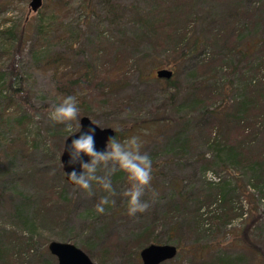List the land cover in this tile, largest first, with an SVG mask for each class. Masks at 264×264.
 <instances>
[{"label":"rangeland","instance_id":"1","mask_svg":"<svg viewBox=\"0 0 264 264\" xmlns=\"http://www.w3.org/2000/svg\"><path fill=\"white\" fill-rule=\"evenodd\" d=\"M29 1L0 0V28L14 27L16 32H23L26 21L39 12V9L29 12ZM153 1L157 2L69 0L66 9L51 19L44 40L46 53H41L42 56L62 53L69 57L68 65L60 67L61 77L79 72L81 63L89 71L91 66L95 69L93 73L101 86L86 91L85 103L78 104L80 114L87 109L92 123L117 131L116 139L121 142L133 136L142 141V152L153 162L151 186L142 197L150 204L149 209L134 217L128 215L123 192L129 185L123 172L118 171L111 177L117 193L112 199L116 202L105 206L103 214L95 207L105 195L98 186H93L95 194L89 197L64 180L59 157L64 139L68 133L70 136L78 130V123L73 122L72 131L68 132L64 124H54L48 118L52 106L64 99V93H56V79L51 69L42 68L37 61L36 45L32 51L37 35L31 28L17 58L20 81L12 83L25 90L31 108L17 104L8 111L10 117L4 115L0 119V264H57L47 251L48 243L54 241L74 245L93 264H141L138 254L153 239V244L177 247L175 258L163 264L220 261L264 264V184H260L264 183V176L257 174L258 183L250 181L242 170L225 169L218 160L209 167L214 156L201 145L203 139L211 138L212 132L221 137V128L225 126L222 116L212 117L206 111L218 112L220 106L223 111L228 104L224 114L231 112L239 95L240 75L253 83L262 78L254 63L256 54H246L241 62L230 53L234 44L219 36L221 31L230 30L231 34L236 31L239 42L235 45H240L239 48L264 40V0L197 2L189 14L193 22L190 33L199 38L198 54L189 55L185 60L179 58V51L172 52V37L166 43L161 40L150 43L147 36L134 28L121 33L119 25L110 21L111 15H105L113 3L125 8L124 16L129 20L133 8L139 9L141 15L155 6ZM232 3H236L240 12L237 21L243 27L228 16ZM161 20L162 16L155 21ZM237 27L244 29L243 32L237 33ZM4 57L1 66L6 61ZM161 69L170 70L172 76L168 80L156 78V72ZM8 76L7 72L3 74L2 83L9 81ZM201 85L208 91L200 89ZM6 86H2V96ZM105 86L108 88L104 89ZM210 91L214 96L221 92L226 101L223 103L219 97L211 104L204 103V94L211 96ZM2 106L3 99H0V113ZM204 109L207 114H202ZM249 110L246 113L254 117L255 111ZM246 113L238 115L244 125L232 128L233 133L228 137L225 132L220 142L250 143L240 154L251 162L254 156L263 172L264 162L259 156L264 154L263 128L260 121L253 124L250 118H244ZM187 116L188 132L182 120ZM195 118L204 120L199 129ZM19 122L23 123L22 128L17 126ZM173 141L181 144L180 149L169 146ZM51 167L59 169L58 172L50 173ZM210 183L212 187H207ZM221 183L228 184L223 196L231 199L232 205L224 202L209 207L210 199L217 196V184ZM253 184H260L261 193ZM179 193L184 198L180 199ZM57 201L64 206L58 220L46 214L49 209L46 206ZM228 205L231 213L224 212L223 207ZM197 206L201 209L200 219L192 215ZM171 207L178 220L174 230L173 220L166 217ZM206 210L211 211L207 216ZM222 212L229 215L226 222L211 216ZM201 219L207 221L201 223Z\"/></svg>","mask_w":264,"mask_h":264},{"label":"trees","instance_id":"2","mask_svg":"<svg viewBox=\"0 0 264 264\" xmlns=\"http://www.w3.org/2000/svg\"><path fill=\"white\" fill-rule=\"evenodd\" d=\"M69 0H44L43 5L40 7L39 12L36 14V17L33 18L32 20L26 21L25 24V30L23 32H16L15 29L12 28H0V61L2 59V56H5L6 61L3 63L5 66L0 65V99H3V106H2V111L0 113V119L1 117H4L6 115L7 117H10V113L8 111L11 108H16L17 104H21L25 108L27 107L28 109L31 108V105L29 103V99L25 96V90L20 87V86H14L12 83L14 81H17L19 83L20 81V76L18 73V54L20 50L22 49V46L25 45V38L27 39L29 36V31L30 29L36 32V38L34 39L33 45H32V51H33V46H37L35 49L36 54L38 56L37 61L39 60L41 67L44 69H51L52 75L56 79L55 81V86H56V93H64V98L67 96H75L77 97L78 104L85 103L84 102V97L87 94L86 91H90L91 88L95 87L98 88L100 87V83H98V80H96L95 75H94V70L91 66V70L89 71L88 67H85L84 64L81 63V65L78 66L77 70L79 72L74 71L73 74L69 73V75H64V77H61L60 75V67L64 65H68V59L64 54L60 53H54L52 55L46 54V55H41V53H46L45 52V35L48 33V29L51 26V19L55 17V13L58 11H62L66 9L67 2ZM202 0H157V2H154V7L151 6L148 8V11L139 13V9L133 8L131 10L129 20H126V17L124 16V11L125 8L123 6H119L113 3L109 4V8L106 12V16L111 15V22H116L119 27L122 29L121 33L129 32L134 28L140 34L143 36H147L148 41L150 43H155L157 40L163 41V43H166L167 39L172 37V41H174L171 44V50L174 53H178L179 51V58H182V60H185V57H188L189 55H197L198 54V36H193L190 31H191V24L193 23L190 21V11H193V8L195 7L197 2H201ZM0 6H2V3L0 2ZM228 16L230 20L234 21L236 24H240V21L238 22L237 20L239 19L240 12H238L236 8V3L231 4V9L228 11ZM31 13V12H30ZM54 16V17H53ZM163 17V20L160 22H156L155 20L158 19L159 17ZM217 20V19H216ZM143 23V24H142ZM240 27H243V24L239 25ZM245 26V25H244ZM171 27V29H169ZM237 27V33L238 32H243L242 29H238ZM168 29L169 34H165V30ZM185 29V31H184ZM182 31V32H181ZM156 32V34H155ZM185 33V36H184ZM220 33V32H219ZM219 33L217 36H219ZM194 37L190 39V36ZM232 35L233 39H232ZM220 39H223L227 43L234 44V47L231 49L230 53L231 55H236L240 58L241 62H244V57L248 53H252L253 55L256 54L257 58L255 59L254 63H256L257 66V72L262 73V78L260 80H257L256 83L248 79L247 77H243V75H240L238 77V87H237V92L239 91L238 97L235 98V103L234 107L231 108V112L225 113V109H229L228 104L224 106V109L222 111L223 106H220L216 109L213 110V112L209 109L206 111V109L202 110V114H207L209 113V116H222L221 121L225 123V126L221 128V137L219 135L216 136L214 132H212L211 138H206L203 139L201 142L202 147L204 145L207 147V149L211 150L212 156H214V159H212L209 162V167H213L215 163H217V160L219 161V165L223 168L230 167L235 171L242 170L245 175L248 176V179L253 182H259L258 175L264 176V171H261V165L257 164L255 160V157L252 156V162L250 159L245 160L244 156L240 154V151H244L245 149L248 148L250 143H244L243 140L241 142H220V140L225 137V134L227 133V137L230 136L233 133L232 128H236V126L241 125V127L244 125V121H242V118H239L238 115H243L246 112H250L249 109H253L255 111V116L250 117L249 114L244 116V118L248 117L252 120L253 124L258 123L259 121L261 122V126L263 128V135H264V40H256L252 43L249 44H244L243 48H239L240 45H235L238 44L239 40V35L236 34V31H233L231 34L230 30L225 33L224 31H221L220 33ZM230 38V40H229ZM237 38V39H236ZM233 40V41H232ZM191 42V43H190ZM259 42V43H258ZM39 43V44H38ZM162 43V44H163ZM73 52H76V49L73 50ZM13 57L11 58V55ZM38 62V63H39ZM1 63V62H0ZM66 68V67H65ZM7 72L9 81L3 82V74ZM63 73V72H61ZM74 76V77H73ZM61 79V82L60 80ZM9 82V84H8ZM168 82V81H167ZM206 83V82H203ZM6 86V92L1 95L3 92V85ZM255 84V85H254ZM200 89L205 91H208L207 89H203V85ZM108 87L105 86L104 89H107ZM208 88V87H205ZM221 90V89H220ZM223 91V90H221ZM236 92V95H237ZM246 93V94H245ZM211 96L204 94V97H206V100H202L204 103L211 104L212 100L215 98H222V93L218 94L217 96H214L215 94L213 91H210ZM226 97V96H225ZM225 97L223 96L221 101H226ZM208 101V102H207ZM255 104V105H254ZM252 108H249L252 106ZM204 108V107H202ZM256 108V109H254ZM207 113H206V112ZM224 114V115H223ZM81 116L89 117V112L87 109H84L81 114ZM79 117V118H80ZM189 116L182 118V120L185 122V130L188 132L190 124L188 123ZM203 118H195V126L196 128H201L203 125ZM23 123L19 122L17 123V126L22 128L24 125ZM21 125V126H20ZM183 129V126H182ZM181 129V132H182ZM180 132V133H181ZM226 132V133H225ZM219 133V132H216ZM118 132L115 131L114 137L116 138L118 136ZM20 136L23 137L22 133H20ZM69 136V133L67 134ZM248 137V136H247ZM18 140V139H17ZM27 140L24 139L23 137V142L26 144ZM178 146L180 149L181 144L173 141L169 146ZM174 151H176V147L174 148ZM259 156L262 157L263 162H264V154H260ZM258 156V157H259ZM59 170V169H58ZM57 169H54V167L50 168V173H56L58 172ZM152 172V177H153ZM237 174V173H236ZM238 180V179H237ZM264 184V183H260ZM260 184H253L252 187L255 189L259 190V193H261V186ZM207 187H212V184H206ZM228 184L226 183H221L217 184L216 191L215 193L217 194L214 199H210L211 201L209 202L208 206L212 207L214 204H220L224 202H229L232 205L231 199H225L223 196V191L226 190ZM175 186H172L171 188L175 191ZM178 194V193H177ZM179 198L182 199L184 198L183 194L179 193ZM49 209L46 210V214L48 217L55 218L56 220L59 219V217L63 213V207L59 201L57 203H52L51 205H47ZM224 212L231 213V207L224 206L223 207ZM228 210V211H227ZM207 211V210H206ZM45 212V211H44ZM211 211H207L205 213V216L209 215ZM224 212L218 214V215H211L214 217H217L218 219H222L225 222L229 219V215L225 214ZM21 214V213H17ZM193 218L198 219L201 218V209L197 206L195 207V210L193 211ZM204 215V214H203ZM166 217L168 219L173 220L172 221V229L174 230L175 227L177 226L178 220L175 219L174 215V209L171 207L168 209L166 212ZM210 220V217L207 218V220ZM207 220H200L201 223L203 221ZM223 222V223H225ZM17 241V239H16ZM153 241L147 242L148 245H153ZM146 244V243H145ZM147 245V246H148ZM177 248V247H176ZM137 252H135L136 257ZM261 255V253H258ZM136 259V258H135ZM204 264V263H202ZM207 264V263H206ZM216 264H225L223 261H220Z\"/></svg>","mask_w":264,"mask_h":264},{"label":"clouds","instance_id":"3","mask_svg":"<svg viewBox=\"0 0 264 264\" xmlns=\"http://www.w3.org/2000/svg\"><path fill=\"white\" fill-rule=\"evenodd\" d=\"M79 116L77 97L67 96L52 106L48 118L54 124H64L66 131L71 132L73 122L79 123ZM94 132V129H90L88 133L73 139L70 145V162H79L82 169L80 174L75 170L67 174L75 186L74 190L79 189L91 197L95 194L93 186H98L105 195L95 207L99 214H103L105 206L114 205L116 202L112 199L117 193L111 177L118 171L123 172L129 185L123 192V196L127 198L128 215L134 217L138 213L146 212L150 204L142 200V197L151 186L153 162L149 155L142 152V141L135 136L123 142L112 137L107 141L106 150L98 152L95 149ZM81 154L90 160L84 162Z\"/></svg>","mask_w":264,"mask_h":264},{"label":"water","instance_id":"4","mask_svg":"<svg viewBox=\"0 0 264 264\" xmlns=\"http://www.w3.org/2000/svg\"><path fill=\"white\" fill-rule=\"evenodd\" d=\"M42 5V0H30L28 3L29 12H37ZM172 76L170 70H158L156 72V78L168 80ZM90 129H94L95 149L98 152H104L106 150V144L109 138L114 137L115 132L111 128H99L90 121L88 117L81 116L79 118L78 130L67 136L64 140L61 154L59 157V163L61 165V171L64 173V180L70 186H74L68 179L67 174L75 170L78 174L82 172L80 163L70 162V145L73 139L79 138L80 135L86 134ZM81 159L84 162L90 160L89 157L81 154ZM47 251L56 260L57 264H93L91 260L85 255V253L74 245L65 242H50L47 245ZM177 248L167 244L164 245H148L142 248L138 254L141 264H163L165 261H169L175 258Z\"/></svg>","mask_w":264,"mask_h":264}]
</instances>
